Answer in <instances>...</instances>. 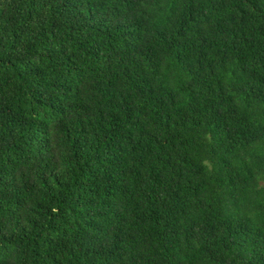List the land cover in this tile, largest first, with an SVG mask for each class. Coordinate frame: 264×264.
Returning <instances> with one entry per match:
<instances>
[{"label":"trees","instance_id":"1","mask_svg":"<svg viewBox=\"0 0 264 264\" xmlns=\"http://www.w3.org/2000/svg\"><path fill=\"white\" fill-rule=\"evenodd\" d=\"M0 264H264V0H0Z\"/></svg>","mask_w":264,"mask_h":264}]
</instances>
